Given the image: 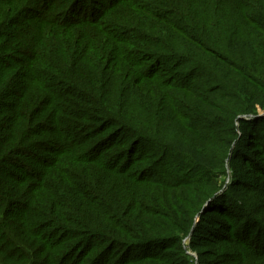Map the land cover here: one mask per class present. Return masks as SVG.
Here are the masks:
<instances>
[{
    "label": "trees",
    "instance_id": "obj_1",
    "mask_svg": "<svg viewBox=\"0 0 264 264\" xmlns=\"http://www.w3.org/2000/svg\"><path fill=\"white\" fill-rule=\"evenodd\" d=\"M241 29L262 44L227 54ZM263 40L264 0H0V264H234L218 247L236 240L263 260L264 224L224 202L204 132L225 121L223 156H264L238 119L264 111V68L244 65ZM195 50L245 79L220 118L191 83L202 67H176Z\"/></svg>",
    "mask_w": 264,
    "mask_h": 264
},
{
    "label": "rangeland",
    "instance_id": "obj_2",
    "mask_svg": "<svg viewBox=\"0 0 264 264\" xmlns=\"http://www.w3.org/2000/svg\"><path fill=\"white\" fill-rule=\"evenodd\" d=\"M228 19V18H227ZM226 20V19H225ZM231 24H235V20L232 17H229L228 19ZM239 32V35H236L235 37H226L222 42H226L228 44H225V50L227 51V54H231L232 56L234 55H243L247 56L248 52L251 51L252 48L256 49L260 44H262V41H259L256 39L255 36H253L252 41H247V38L243 37L244 34L246 33L245 30L241 29ZM232 39V40H231ZM264 41V40H263ZM264 45V44H263ZM261 50L264 51V46L261 47ZM216 53V54H215ZM224 54L223 52L220 51H215V52H204V51H198L195 50L189 56L191 62V67L188 65L180 64L176 66L177 68L184 67L180 73L182 74L183 77H186L187 73H190L192 70H194L196 64L198 63V66L200 65L202 67V71L205 72H200L199 76L194 75L192 77L191 83L195 86L200 85L202 87V91L199 92V96L202 97V109H205L207 111H211L220 118L223 116V113L219 111V108H232L233 104L235 103V93L236 91L231 88V85L238 84L242 82V78L237 75L238 73L234 70L235 67L233 65V60L235 61V58H231V61H228L224 67H220L219 63H222L221 59V54ZM251 53V52H250ZM262 52H260L258 57H253L255 60L254 63H248L246 61V66H253L258 62L260 65L261 64V69L264 68L262 65V57L264 55H261ZM216 55V56H215ZM199 59V60H198ZM217 60V61H216ZM197 62V63H196ZM167 68H169L170 73H173V67L172 63L166 64L165 65ZM233 68V69H232ZM237 68V67H236ZM199 70V68H198ZM179 72V71H178ZM209 72L211 73L209 75ZM233 72V73H232ZM234 74V75H231ZM255 77V75L250 74ZM260 80L262 77H264V73L260 74ZM187 78V77H186ZM257 78V77H256ZM244 79V78H243ZM245 80V79H244ZM258 80V79H257ZM262 81H256L257 86H261ZM230 86V87H229ZM257 86L253 89L252 86H248L247 90L250 91H256ZM195 88V87H194ZM225 95V102L222 101V95ZM253 94H251V98ZM264 100V91L260 93V101ZM238 119H244L247 121V126H249V123L255 122L256 125L252 126L249 129L244 128V132H247L246 134L248 137L256 136L255 138L259 139V144H262L264 146V111H259L257 115H240ZM212 120H218L216 118H213ZM226 120V119H224ZM236 120V119H235ZM196 121V118H195ZM219 122V121H216ZM222 127L218 126L216 128L213 127L212 124H207V126L204 128V132L210 129H215L216 133L213 135L207 136L208 138L205 140V146H208L209 154L206 156V159L208 161L207 164H212V167L215 168V165L218 166H223L224 173L221 170V173H217V181L218 184L217 186L219 188V193H224L227 191L228 196H224L225 200L224 202L228 204L229 206H238L244 214V217H240L243 220L240 222L243 223L249 222L251 220L255 221H260L264 224V168L260 166V164L257 163V161L261 160L264 162V156L257 157L253 156V158H250L253 160L254 163H248L245 155L242 154L241 157H239L236 161H231L230 157L231 155L228 154L226 156L224 155V146L225 142H222L219 140V134H225L226 133V127H224L226 124L225 121H222ZM227 125V124H226ZM235 127L238 128V136L241 137L243 136L242 130L239 129L238 122H235ZM234 141V137L228 135L224 136L226 138L230 139V149H233L236 147L238 143V137ZM249 144V150L253 151L254 149H257L259 147L258 143H255L254 140H250L247 142ZM252 146H255L252 147ZM243 148H248L246 146V142L244 145H241L239 147V150H244ZM204 166L203 164H201ZM202 169L201 167H198ZM200 169L196 171L195 175V181H199L202 189L207 190V184L208 180L207 178L201 174ZM218 170V169H217ZM236 178H234V177ZM233 177V178H232ZM212 191V190H211ZM198 193V191L196 190ZM236 209V208H235ZM237 210V211H240ZM246 213V214H245ZM214 217V216H213ZM219 217V216H218ZM251 217V218H249ZM222 219H225V217H220ZM245 230L247 231L246 227ZM253 232H256L261 235H264V229L262 227H254ZM253 232L252 235H253ZM234 231H231L230 234H233ZM239 234V233H238ZM243 234V233H241ZM261 238L264 240V237L261 236ZM184 253L190 256V262L191 261H196L197 256L196 252L194 249H192L189 239L186 238L183 240V246H182ZM118 252V251H116ZM114 252L113 254H116ZM218 252L222 255L230 256L232 255L233 257H236L238 260L234 264H264V259L263 260H258L257 258L249 256L244 250V247H241V244L237 242V240L234 242H226L218 247ZM259 262V263H257Z\"/></svg>",
    "mask_w": 264,
    "mask_h": 264
}]
</instances>
